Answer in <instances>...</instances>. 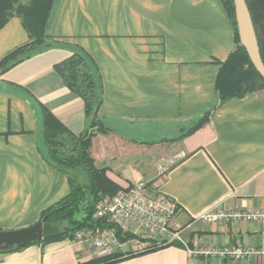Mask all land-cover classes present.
Segmentation results:
<instances>
[{
  "label": "crops",
  "instance_id": "1",
  "mask_svg": "<svg viewBox=\"0 0 264 264\" xmlns=\"http://www.w3.org/2000/svg\"><path fill=\"white\" fill-rule=\"evenodd\" d=\"M48 36L55 44L0 72V231L39 222L69 192L66 176L41 154V105L76 135L87 130L82 99L54 69L79 47L103 81L99 115L110 129L92 139L97 166L122 190L143 183L148 196L171 198L185 226L182 242L114 264H264V255L233 263L188 252L264 250L263 223L197 220L212 209H264V88L220 106L214 61L234 49L221 0H56ZM27 41L20 18H11L0 29V60ZM207 112V123L182 137ZM97 258L74 238L0 252V264Z\"/></svg>",
  "mask_w": 264,
  "mask_h": 264
},
{
  "label": "trees",
  "instance_id": "2",
  "mask_svg": "<svg viewBox=\"0 0 264 264\" xmlns=\"http://www.w3.org/2000/svg\"><path fill=\"white\" fill-rule=\"evenodd\" d=\"M221 2L234 30V49L226 60L214 61L220 66L215 83L220 106L264 88V79L240 42L234 0H221ZM246 2L264 63V0H246ZM55 3L56 0H0V29L11 18L18 17L28 35L26 43L12 49L0 60L1 73L34 52L55 44L48 42V26ZM54 69L66 87L82 99L89 126L82 134L76 135L47 107L41 105L44 145L41 154L50 167L66 176L69 192L44 210L40 221L46 219L50 224L68 230L51 239L74 238L78 230L95 227L93 213L98 200L113 196L122 188L107 176L106 168L97 166L91 153L92 139L96 133H108L110 129L99 115L104 88L98 65L87 52L76 47L71 55L55 64ZM208 116L209 112L205 113L182 137L195 132L207 123ZM121 260L123 258L114 255L100 257L93 262L114 264Z\"/></svg>",
  "mask_w": 264,
  "mask_h": 264
},
{
  "label": "built area",
  "instance_id": "3",
  "mask_svg": "<svg viewBox=\"0 0 264 264\" xmlns=\"http://www.w3.org/2000/svg\"><path fill=\"white\" fill-rule=\"evenodd\" d=\"M176 213L177 205L171 198L164 195L150 197L145 193V185L137 183L98 200L93 213L95 227L78 230L74 240L88 243L98 258L115 255L124 259L154 252L182 242L185 226L176 220ZM197 220L206 223L226 220L264 224V209H212L201 214ZM188 252L190 255L201 253L229 258L233 263L249 256L264 255V250L238 246H214Z\"/></svg>",
  "mask_w": 264,
  "mask_h": 264
},
{
  "label": "water",
  "instance_id": "4",
  "mask_svg": "<svg viewBox=\"0 0 264 264\" xmlns=\"http://www.w3.org/2000/svg\"><path fill=\"white\" fill-rule=\"evenodd\" d=\"M234 6L240 42L246 49L254 67L264 79V63L247 2L246 0H234ZM67 231L50 224L46 219L24 228L0 231V252L55 238Z\"/></svg>",
  "mask_w": 264,
  "mask_h": 264
},
{
  "label": "rangeland",
  "instance_id": "5",
  "mask_svg": "<svg viewBox=\"0 0 264 264\" xmlns=\"http://www.w3.org/2000/svg\"><path fill=\"white\" fill-rule=\"evenodd\" d=\"M148 137H149V136H147V135H142L141 140H142L143 142H144V141L147 142V141H149V140H148V139H149ZM150 139H151V140H154V138H153V139L150 138ZM156 141H159L158 138L156 139ZM148 143H149V142H148ZM150 144H151V143H150Z\"/></svg>",
  "mask_w": 264,
  "mask_h": 264
}]
</instances>
